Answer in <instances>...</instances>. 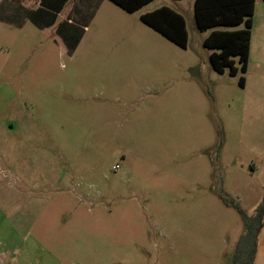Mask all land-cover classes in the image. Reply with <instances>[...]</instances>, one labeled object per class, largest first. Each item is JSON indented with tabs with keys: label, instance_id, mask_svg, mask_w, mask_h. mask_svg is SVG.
Returning <instances> with one entry per match:
<instances>
[{
	"label": "rangeland",
	"instance_id": "374dc122",
	"mask_svg": "<svg viewBox=\"0 0 264 264\" xmlns=\"http://www.w3.org/2000/svg\"><path fill=\"white\" fill-rule=\"evenodd\" d=\"M101 1L75 50L0 25V264H232V205L250 216L264 194V34L231 77L209 65L194 0ZM163 6L186 49L139 20Z\"/></svg>",
	"mask_w": 264,
	"mask_h": 264
},
{
	"label": "trees",
	"instance_id": "16d2710c",
	"mask_svg": "<svg viewBox=\"0 0 264 264\" xmlns=\"http://www.w3.org/2000/svg\"><path fill=\"white\" fill-rule=\"evenodd\" d=\"M129 14H133L154 0H108ZM264 1V0H263ZM255 0H194L193 19L199 32H209L202 46L210 50L208 62L218 74L227 72L235 77L247 71L251 28ZM139 20L181 49H186L188 33L184 17L168 7H160L143 14ZM242 26V28L237 29ZM238 84L244 86V78ZM240 214L243 233L235 248L232 264H253L259 231L264 226V194L261 202L250 216L237 205H232Z\"/></svg>",
	"mask_w": 264,
	"mask_h": 264
},
{
	"label": "crops",
	"instance_id": "0c3cea01",
	"mask_svg": "<svg viewBox=\"0 0 264 264\" xmlns=\"http://www.w3.org/2000/svg\"><path fill=\"white\" fill-rule=\"evenodd\" d=\"M103 5L105 4L101 0H0V25L21 30L28 23L41 31H54L57 35H62L63 40L70 41L75 50L82 40L77 29L82 27L83 32H86ZM258 33L264 34V1L258 3L255 0L250 49L254 34L256 36ZM205 38L206 36L201 41Z\"/></svg>",
	"mask_w": 264,
	"mask_h": 264
}]
</instances>
